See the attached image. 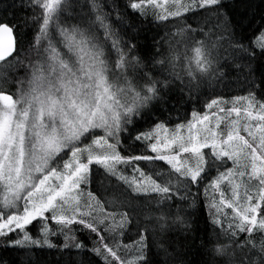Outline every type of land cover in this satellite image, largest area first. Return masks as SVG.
<instances>
[{
    "label": "snow or ice",
    "instance_id": "1",
    "mask_svg": "<svg viewBox=\"0 0 264 264\" xmlns=\"http://www.w3.org/2000/svg\"><path fill=\"white\" fill-rule=\"evenodd\" d=\"M0 264H264V0H0Z\"/></svg>",
    "mask_w": 264,
    "mask_h": 264
},
{
    "label": "trees",
    "instance_id": "2",
    "mask_svg": "<svg viewBox=\"0 0 264 264\" xmlns=\"http://www.w3.org/2000/svg\"><path fill=\"white\" fill-rule=\"evenodd\" d=\"M253 3H254V4H260V0H253ZM218 91H219V92H222L225 98L230 97V95L233 94V93H235V94H243L242 91H241V89H240V86H239V85H236V84L230 85V86H228V87H225V86H223V85H220V86H218ZM206 99H207V97H201L200 104H199L197 107H198V108H203V105H204ZM209 113H210V112H209ZM181 114H183V112H182ZM173 119H175V116H173ZM241 122L243 123V121H241ZM242 134H243V133H242ZM245 135H246V134H245ZM241 179H243V180L246 181V180H247V177H244V178H241V177H239V176L236 177V181H237L238 183L241 181ZM240 191H241V195H243V187L240 189ZM225 195L230 197V195H231L230 191L227 190V189H225ZM218 199H219V196H217V200H218ZM225 211L227 212V214H228L229 217L232 215L230 209H226ZM206 217H207V213H206V211H205L204 219H200V221H199V223H200V227H201V228L204 227V220L206 219ZM258 218H259V217H258ZM3 255L5 256V259H6V260L11 261V259H12L11 255H9V254H7V253H3ZM44 259L46 260V259H48V257H45ZM51 259H52L53 261H55V259H56L55 255H53V256L51 257Z\"/></svg>",
    "mask_w": 264,
    "mask_h": 264
},
{
    "label": "rangeland",
    "instance_id": "3",
    "mask_svg": "<svg viewBox=\"0 0 264 264\" xmlns=\"http://www.w3.org/2000/svg\"><path fill=\"white\" fill-rule=\"evenodd\" d=\"M209 116H210V121H209V123L212 124V125L214 126V124H215V119L211 116V113H209ZM230 119H232V120L240 119L241 121H243V114H241V117L238 118V117L235 115V113H233L232 116L230 117ZM85 195H86V192H85Z\"/></svg>",
    "mask_w": 264,
    "mask_h": 264
}]
</instances>
